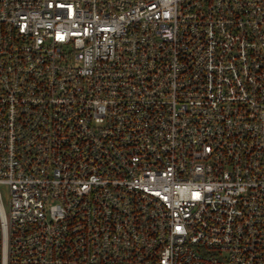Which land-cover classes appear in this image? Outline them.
<instances>
[{"label": "built area", "instance_id": "obj_1", "mask_svg": "<svg viewBox=\"0 0 264 264\" xmlns=\"http://www.w3.org/2000/svg\"><path fill=\"white\" fill-rule=\"evenodd\" d=\"M0 264H264V0H0Z\"/></svg>", "mask_w": 264, "mask_h": 264}, {"label": "rangeland", "instance_id": "obj_2", "mask_svg": "<svg viewBox=\"0 0 264 264\" xmlns=\"http://www.w3.org/2000/svg\"><path fill=\"white\" fill-rule=\"evenodd\" d=\"M7 195H5V197H6Z\"/></svg>", "mask_w": 264, "mask_h": 264}]
</instances>
